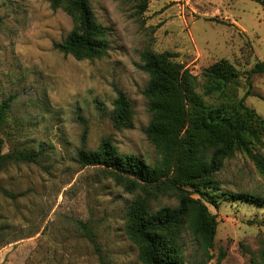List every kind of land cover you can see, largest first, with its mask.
<instances>
[{
  "label": "rangeland",
  "instance_id": "rangeland-1",
  "mask_svg": "<svg viewBox=\"0 0 264 264\" xmlns=\"http://www.w3.org/2000/svg\"><path fill=\"white\" fill-rule=\"evenodd\" d=\"M90 3L108 31L109 50L100 59L78 61L54 47L77 29V17L54 10L52 0H0V107L10 104L0 152L38 155L36 163L11 162L0 172V264H143L127 234L137 195L104 168L77 159L80 150L94 152L110 141L120 153L160 163L146 135L153 115L144 95L150 76L141 69L143 54L169 53L184 64L209 107L233 109L250 91L245 104L264 118V73L248 83L264 63L263 5L149 0L143 12V0ZM223 60L235 67L236 77L223 92L207 95V72ZM118 90L131 102L130 128L115 125ZM258 151L264 156V147ZM216 180V204L207 203L218 219L216 238L206 250L185 224L186 264H264V207L227 196L264 198V169L236 153ZM149 203L152 211L179 205L170 193L149 195Z\"/></svg>",
  "mask_w": 264,
  "mask_h": 264
},
{
  "label": "trees",
  "instance_id": "trees-1",
  "mask_svg": "<svg viewBox=\"0 0 264 264\" xmlns=\"http://www.w3.org/2000/svg\"><path fill=\"white\" fill-rule=\"evenodd\" d=\"M250 1L264 6V0ZM148 3L149 0H143L141 11H146ZM52 8H64L79 22L63 43L55 44L56 50L78 61L106 55L108 31L96 21L90 0H52ZM142 61L141 69L150 76L144 95L151 102L153 115L146 135L160 153V163L153 166L136 155L120 153L110 141H103L94 152L80 150L77 159L83 166L104 168L118 185L137 195L128 210L127 234L139 246L143 264H186L182 245L185 224L194 236L201 238L206 250L213 246L219 223L207 203L216 204L215 196L220 190L216 174L225 161L236 153H245L264 169V156L258 151L259 145L264 147V118L245 104L250 91L233 109L209 107L198 92L197 77L169 53L148 52L143 54ZM256 73H264V63L251 71L250 86L251 76ZM207 74L212 85H207L206 94L212 95L224 91L236 77V70L223 60ZM117 94L115 125L130 128L131 102L121 90ZM9 110V101L4 102L0 107V128ZM37 159V154L27 151L0 152V172L11 162L36 163ZM3 193L8 195L4 190ZM169 193L178 199L179 205L152 211L149 195L158 199ZM227 196L264 207L262 197L246 193Z\"/></svg>",
  "mask_w": 264,
  "mask_h": 264
}]
</instances>
